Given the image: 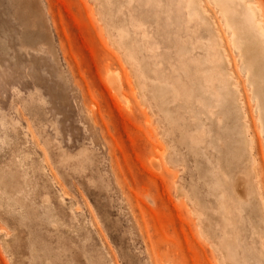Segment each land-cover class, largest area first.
Here are the masks:
<instances>
[{
	"label": "rangeland",
	"instance_id": "374dc122",
	"mask_svg": "<svg viewBox=\"0 0 264 264\" xmlns=\"http://www.w3.org/2000/svg\"><path fill=\"white\" fill-rule=\"evenodd\" d=\"M216 1L0 0V264H264V135Z\"/></svg>",
	"mask_w": 264,
	"mask_h": 264
},
{
	"label": "bare ground",
	"instance_id": "6f19581e",
	"mask_svg": "<svg viewBox=\"0 0 264 264\" xmlns=\"http://www.w3.org/2000/svg\"><path fill=\"white\" fill-rule=\"evenodd\" d=\"M216 2L217 4L219 2L220 5V0H217ZM220 6L222 8V2ZM232 10L234 14L230 16L229 19L227 18L228 28L232 32L233 45L241 54V59L244 68L243 71L246 70V72L248 73L247 79L249 80V88H251L252 95L255 101L257 102L259 112L258 121L261 124V131L264 135V33H262L259 29V26L256 25L254 16L251 14L250 9L246 7L240 0H235V2H232ZM203 51L205 52V50ZM225 85L229 86L228 84ZM230 92L231 90L229 88H226L225 94L223 92L221 93L224 94L225 98V95L228 97L230 96ZM230 99L232 100V98Z\"/></svg>",
	"mask_w": 264,
	"mask_h": 264
}]
</instances>
